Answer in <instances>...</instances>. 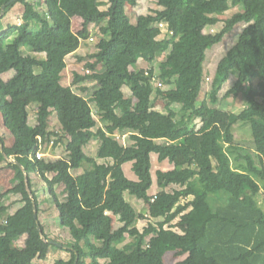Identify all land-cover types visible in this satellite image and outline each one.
Segmentation results:
<instances>
[{
    "label": "trees",
    "instance_id": "obj_1",
    "mask_svg": "<svg viewBox=\"0 0 264 264\" xmlns=\"http://www.w3.org/2000/svg\"><path fill=\"white\" fill-rule=\"evenodd\" d=\"M8 1L0 0V7ZM91 1L89 5L85 0H19L0 17V111L15 139L9 147L0 134V163L5 162L0 170L13 169L17 179L3 195L19 194L23 203L13 214L0 206V264L48 260L55 249L67 251L69 257L56 258L53 264H74L77 256V264H165L170 251L184 257L173 264H264V198L260 199L264 185L234 167L230 155L238 151L248 170L264 180V0H153L159 9L140 15L138 27L145 32L165 22L166 37L154 42L136 34L128 14L127 6L140 0H109L104 10L95 7L100 0ZM17 4L25 7L21 23H5ZM62 5H72L73 15L82 17L81 35ZM232 8L238 11L221 31L199 39ZM240 22L245 27L218 62L210 98L201 100L207 52ZM92 28L99 29V40L93 53L80 57L87 61L86 71H76L72 84L65 85L67 59L79 50L82 39L96 41ZM163 54L159 74L138 67L140 60L153 65ZM10 70L13 76L4 79ZM232 75L235 81L224 98L243 97L245 105L238 112L218 105ZM177 77L194 82L178 84ZM89 79L95 81L92 94L86 86L75 88ZM155 81L170 88H157ZM125 86L131 89L130 96ZM154 93L166 102V111L155 107ZM27 94L38 104L35 125L30 123L27 102L14 103ZM175 103L189 106L190 114L179 117ZM54 112L59 127L50 129ZM196 119L201 121L198 130L192 125ZM239 123L251 127L249 146L236 142ZM126 134L131 140L127 145L120 140ZM69 136L76 140L61 157H37L40 150L49 154ZM93 141L105 161L88 153ZM153 154L159 161L181 159L172 169H157L155 180ZM11 157L18 163L9 162ZM127 162H132L137 179L128 178ZM80 168L84 170L79 175L72 172ZM31 173L55 174V181L63 185V199L50 193L61 224L71 232L63 244L71 248L42 238L49 236ZM197 180L206 187L202 193L194 187ZM238 180L248 183L243 191ZM155 184L164 191L152 202L149 191ZM172 186L177 187L166 192ZM127 192L149 202L151 220L143 229L136 223L144 215L127 200ZM177 218L186 226L183 232L167 225ZM22 234L27 238L19 250L15 242Z\"/></svg>",
    "mask_w": 264,
    "mask_h": 264
},
{
    "label": "rangeland",
    "instance_id": "obj_2",
    "mask_svg": "<svg viewBox=\"0 0 264 264\" xmlns=\"http://www.w3.org/2000/svg\"><path fill=\"white\" fill-rule=\"evenodd\" d=\"M90 1L87 2L89 5L92 4L91 0H85ZM109 6V0H100L98 3H96V8L99 10H104L105 8H107ZM2 7V6H1ZM0 7V8H1ZM24 6L22 5H16L15 7H13V9L10 11V15L7 19H5V23H7V21H15L17 23H21V17L19 15L22 14L23 12V8ZM65 13L71 18V21L73 23V29L76 33L80 34L83 31V19L82 17L79 16H75L72 13V9L73 6L72 5H62L61 7ZM42 10H45V6L41 7ZM159 9V6L153 1V0H140L139 4L136 6H131L128 5L127 6V11L129 16L131 17L132 23L135 25V31L137 35H140L144 38H146L148 41H160L162 39H164L166 37L167 34V26H161L159 23H155L153 24V26L145 31L142 32L139 27H138V18L140 15H147L149 13L154 12L155 10ZM2 9H0V17L2 16ZM236 11H238V8H232L229 11H227L225 14L221 15V21L216 24V25H211L208 26L204 32L203 35L199 38L200 40L206 39L211 33H217L219 31L222 30V28L224 27L226 20L231 17ZM245 27V24L240 22L238 23L234 29L225 35L224 39L216 44L215 46H213L211 49L208 50L207 52V60H206V65H205V74H206V81L204 84V88H203V92L201 94V100H204L203 98L207 99L210 92H211V86H212V81L216 72V68L218 65V62L220 61V59L227 53V51L229 50L230 47H232L238 40V38L240 37L243 29ZM92 32L91 35L94 36L96 38V41L94 40H89L91 41L90 43H87V41L85 39H82V45L79 48V50L70 55V57H68V67L66 68V70L64 71L63 74V83L65 85H71L73 80H74V76L76 71L84 73L86 71V59L85 60H81L80 57H85L88 53H93L96 49V45L95 43L99 40V37L97 35L98 30L96 28H92ZM165 58V54L158 56V58L156 59V61L154 62L153 65H150L148 62H146L145 60H140L138 63V67L140 68H144V69H153L155 71L156 74H159V66H160V62ZM101 66V65H100ZM101 67H99L100 69ZM14 74V70H10L9 72H6L3 74L4 79L8 80L10 77H12ZM235 76L232 75L230 80L225 84V86L223 87V89L221 90L219 97L221 98V101L218 105H220V107H222L223 109L226 110H232L234 112H238L239 110H241L244 105H245V101L243 99V97L241 98H227L225 99L224 96L227 92V90L233 85L234 81H235ZM176 81H178V84H189L191 85L194 80L192 78H185V77H177ZM156 82V87H162L164 90H167L170 88V86L166 85V84H160L159 82ZM94 85H95V81L92 79L87 80L86 82L80 83L77 85V87H75L76 89L81 88L82 87H87L89 88V91L91 92V94L94 91ZM81 90V89H79ZM124 92L126 93V95L130 96L132 94L131 89L128 86L124 87ZM154 98V105L157 109L159 110H164L166 111V102L161 98L158 97L157 94H153L152 96ZM24 100L27 102L28 106H29V110H30V123H35V121H37V113H38V104L36 103V97L34 95L31 94H27V95H22L17 97L14 100V103H19V101ZM178 113V116H187L190 114L191 109L189 106L184 105L182 103H175L172 106ZM94 111L97 115V118L99 119V114L97 111V107L94 103ZM98 124L100 126L104 125L103 121H99ZM192 125H197L196 128L197 130L201 127V121L199 119L193 120L192 121ZM55 127H59V123H58V119H57V114L56 112H54L51 117H50V125L49 128L53 129ZM0 133H2V135L7 136L8 139H12V142H14V137L11 134L10 131L7 130V128L4 125V120H3V115L2 112L0 111ZM118 138L120 136H117ZM6 138V137H5ZM120 140L122 141V143L124 144H130L131 140L129 139V134L123 135L120 137ZM253 141V136H252V130L249 124L247 123H239L236 125V142L239 143V145H241L242 143L244 144V146H249V142ZM9 143V141H8ZM242 144V145H243ZM12 145V144H11ZM56 147V146H55ZM55 147L52 149V153L54 152L53 150L55 149ZM48 150V149H46ZM88 153L95 158H98L100 160V158L98 157L97 153H98V142L97 141H93L88 149H87ZM50 152L51 155H53ZM62 153V152H61ZM230 155L232 157V164L234 167L240 169L241 171H247L250 172L254 177L257 178V180L259 181V183L261 185H264V180L263 179H259L257 177V175L248 170V166H247V160H245L244 157H242L240 155V153L238 151H232L230 152ZM13 158H9L8 160H12ZM181 157H177L176 160L174 162H168V160H164V161H159L158 160V156L156 154H153V174H154V179L156 180V171L159 168L162 169H170L173 166H175L177 163H179ZM255 159V158H254ZM10 162V161H9ZM256 162V159H255ZM0 165L4 166L5 162L0 163ZM124 169L126 171V174L128 176V178L130 179H137L133 169H132V162H127L124 164ZM83 168L80 169H73V173L75 175H79L80 173L83 172ZM0 202L3 201L1 200L2 198L4 199V202H9L11 203V201L14 199V197H18L17 200H15L13 203H11V205H13L14 209H17L21 204V195L19 194H5V195H1L2 193H6L9 189H11L12 187H14V184L16 183V177H15V172L13 169L11 168H5L0 170ZM30 179H31V184H32V188L35 191V194L38 198V204H39V208H40V218L44 219L46 215H48V218L43 220V223L46 225V233L49 236L50 239H53L57 242L60 243H64L67 242V240L70 238L71 236V232L70 229L66 226H63L60 222L59 219V212L55 203V199L52 197L51 195V191L49 189V186L46 184V182H44V177L39 175L38 173H31L30 174ZM44 179V180H43ZM237 187L239 188L240 191H243L247 186L248 183L245 180H238L236 182ZM177 187V186H176ZM175 186L169 187L168 189H165L166 192L168 191H172V189L176 188ZM195 189H197L200 193L205 191V185H202L198 180H197V184L194 186ZM62 189L63 185H58L57 186V191L55 189V187L52 185V191L54 193H58V197L60 198L61 194L59 193L60 191H58V189ZM161 191H164L163 189H159L158 186L155 184V186L149 191V197L150 196H157L161 194ZM262 195H260V199L263 202V198H264V190H262ZM217 195V194H216ZM8 198V199H7ZM126 198L129 202H131L133 204V206L144 215L143 218L139 219L136 223V225L140 228L143 229L144 227H146L149 223V221L151 220V218L148 216V212H149V202L145 201V200H139L136 196L130 194V193H126ZM156 198V197H154ZM192 198L191 196L189 197V199ZM153 198H151L152 201ZM182 201H186V199H182ZM19 202V203H17ZM17 203V204H16ZM147 214V215H146ZM114 222H115V227L119 225V222L116 220V218L114 217ZM173 225L174 229L177 230L178 232H183L185 229V225H183L180 222V219L177 218L173 224L172 223H167V225ZM152 235L148 237V242H151L152 239ZM27 238L26 234H22L21 236H17L16 238V245L17 248L20 250L22 247L25 246V240ZM59 239V240H58ZM69 257V253L67 251L61 250V249H55L54 251H52L49 255L48 260H40V259H35L33 264H53L56 260V258L59 257ZM184 257H178L176 256V254L174 252H168L165 256V264H173L175 261H177L178 259H181Z\"/></svg>",
    "mask_w": 264,
    "mask_h": 264
},
{
    "label": "crops",
    "instance_id": "obj_3",
    "mask_svg": "<svg viewBox=\"0 0 264 264\" xmlns=\"http://www.w3.org/2000/svg\"><path fill=\"white\" fill-rule=\"evenodd\" d=\"M87 2H90V1H87ZM17 5H22V4H17ZM109 5H110V3H109ZM22 6H24V5H22ZM15 7V6H14ZM24 9H25V7H23ZM108 8V7H107ZM107 8H105V9H107ZM24 9H23V11H24ZM23 13V12H22ZM38 108V107H37ZM31 124H33V125H35V124H37V121H35V123H31ZM8 130V129H7ZM9 131V130H8ZM1 135H2V133H0ZM2 136H4V135H2ZM8 136V135H7ZM7 136H5L4 138H5V144H6V146H9V147H11V146H13V144H14V142H12V139H8V137ZM14 137V136H13ZM76 140V138L75 137H66L65 138V140H63V142L61 143V144H58L56 147H55V149H54V153H53V155H51L50 153L48 154H46V152H44L43 150H40L41 152H44V154H46L45 155V157H47V158H49V159H57V158H59V157H61L65 152H66V149H68L70 146H71V144L74 142ZM8 141H9V143H8ZM13 141H15V139L13 140ZM12 144V145H11ZM53 149V148H52ZM62 152V153H61ZM11 158H13V157H11ZM14 159V158H13ZM99 160V159H98ZM10 161V160H9ZM100 162H103V161H105V159H101L100 158V160H99ZM11 162V161H10ZM169 162V161H168ZM12 163V162H11ZM170 163V162H169ZM176 166V165H175ZM175 166H173L172 168H174ZM172 168H170V169H172ZM1 176V175H0ZM55 174H46L45 176H43L44 177V182H46V184L49 186V189L51 190V185H53L54 187H55V189H56V191H57V186L58 185H62V184H60V183H57L56 181H55ZM53 181V184L51 183ZM16 183H17V180H16ZM15 183V184H16ZM14 184V185H15ZM155 186V185H154ZM159 188V187H158ZM63 189V188H62ZM62 189H58V191H60L59 193L61 194V196H60V199H63V197H64V195L61 193L62 192ZM2 196H3V193L1 194ZM4 199L5 198H2L1 200H3V201H1L0 202V206L1 205H5V206H7L8 208H9V212L11 213V214H13V213H15L22 205H23V203L22 202H20V206L17 208V209H14L13 207V205H11V203H13L15 200H17L18 199V197H14V199L11 201V203H9V202H4ZM8 199V198H7ZM17 203H19V202H17ZM16 203V204H17ZM48 218V215H46L45 216V218L44 219H42V218H40L41 219V221H42V223H43V220H45V219H47ZM43 225L45 226V229H46V225L43 223Z\"/></svg>",
    "mask_w": 264,
    "mask_h": 264
},
{
    "label": "water",
    "instance_id": "obj_4",
    "mask_svg": "<svg viewBox=\"0 0 264 264\" xmlns=\"http://www.w3.org/2000/svg\"><path fill=\"white\" fill-rule=\"evenodd\" d=\"M16 1H19V0H10V1H8L7 3H5V4H3L2 5V7H1V11H2V15H3V13H4V10H5V8L9 5V4H11V3H13V2H16ZM2 147H3V144H2ZM12 163H18V161L17 160H15V159H12V160H10ZM26 174V173H25ZM26 177H27V174H26ZM39 230L41 231V228L39 227ZM42 238L44 239V240H46L47 242H49V243H51V244H56V245H59V246H61V247H63V248H71V247H69V246H67V245H64V244H62V243H60V242H57V241H55V240H53V239H50V238H46L45 237V235H42ZM78 263V256H77V258H76V261H75V263L74 264H77Z\"/></svg>",
    "mask_w": 264,
    "mask_h": 264
},
{
    "label": "built area",
    "instance_id": "obj_5",
    "mask_svg": "<svg viewBox=\"0 0 264 264\" xmlns=\"http://www.w3.org/2000/svg\"><path fill=\"white\" fill-rule=\"evenodd\" d=\"M159 24H160L161 26H166L165 22H159ZM160 84H161V83H160ZM44 156H45V154H44L43 152H41V151L37 153V157L40 158V159H41L42 157H44ZM154 197H157V196L155 195V196L152 197V198H153V199H152V202L155 201V199H156V198H154Z\"/></svg>",
    "mask_w": 264,
    "mask_h": 264
}]
</instances>
